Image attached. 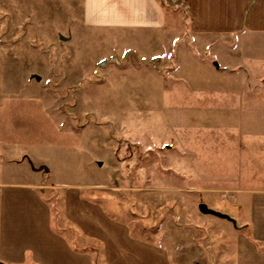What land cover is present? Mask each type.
<instances>
[{
  "label": "rangeland",
  "instance_id": "374dc122",
  "mask_svg": "<svg viewBox=\"0 0 264 264\" xmlns=\"http://www.w3.org/2000/svg\"><path fill=\"white\" fill-rule=\"evenodd\" d=\"M169 15L162 35L93 30L82 0H0V137L44 162L50 186L84 185L83 197L127 225L131 243L173 264H249V230L199 209L237 215L233 180L196 176L200 163L186 154L225 116L184 112L172 98L185 79L218 84L217 45L237 40L193 33L184 8ZM47 195L61 221L62 195ZM91 247L105 264L101 246Z\"/></svg>",
  "mask_w": 264,
  "mask_h": 264
},
{
  "label": "crops",
  "instance_id": "0c3cea01",
  "mask_svg": "<svg viewBox=\"0 0 264 264\" xmlns=\"http://www.w3.org/2000/svg\"><path fill=\"white\" fill-rule=\"evenodd\" d=\"M167 2L82 0L83 22L93 30L162 35L174 24L169 14L184 8L193 33L235 37L234 46L217 45V86L190 88L185 79L172 98L174 107L184 112L225 116L217 134L189 144L186 154L200 163L196 176L233 180L229 192L239 214L210 209L228 215L235 223L219 219L237 230H249V264H257L259 251L264 254V0ZM15 146L0 137V264H97L93 243L103 249L105 264H173L158 248L131 243L127 225L83 197L84 185L50 186L44 180L50 174L44 162L19 156ZM211 163L212 171L206 169ZM50 192L62 195L61 221ZM56 220L64 226L57 227Z\"/></svg>",
  "mask_w": 264,
  "mask_h": 264
},
{
  "label": "water",
  "instance_id": "95a60500",
  "mask_svg": "<svg viewBox=\"0 0 264 264\" xmlns=\"http://www.w3.org/2000/svg\"><path fill=\"white\" fill-rule=\"evenodd\" d=\"M199 209H200V212L204 215H211V216H214V217H217L220 219H225V220L231 221L232 223H235V221L233 219H231L228 215L222 214V213H219L213 209H210L205 204H201L199 206Z\"/></svg>",
  "mask_w": 264,
  "mask_h": 264
}]
</instances>
